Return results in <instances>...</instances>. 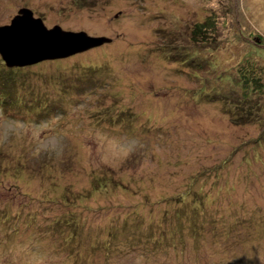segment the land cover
Instances as JSON below:
<instances>
[{
    "label": "rangeland",
    "instance_id": "rangeland-1",
    "mask_svg": "<svg viewBox=\"0 0 264 264\" xmlns=\"http://www.w3.org/2000/svg\"><path fill=\"white\" fill-rule=\"evenodd\" d=\"M22 7L112 41L0 56V264H264V93L233 83L264 76V0H0V26Z\"/></svg>",
    "mask_w": 264,
    "mask_h": 264
},
{
    "label": "water",
    "instance_id": "water-1",
    "mask_svg": "<svg viewBox=\"0 0 264 264\" xmlns=\"http://www.w3.org/2000/svg\"><path fill=\"white\" fill-rule=\"evenodd\" d=\"M111 41L104 35L64 30L58 25L47 28L26 7L20 8L9 24L0 26V56L11 68L70 57Z\"/></svg>",
    "mask_w": 264,
    "mask_h": 264
},
{
    "label": "trees",
    "instance_id": "trees-1",
    "mask_svg": "<svg viewBox=\"0 0 264 264\" xmlns=\"http://www.w3.org/2000/svg\"><path fill=\"white\" fill-rule=\"evenodd\" d=\"M216 19L214 15L208 16L204 21L197 22L194 24L192 33L194 41L205 42L208 37L213 34V30L216 29ZM249 66L240 67L238 69L237 82L233 80V83L240 85L241 87V100L247 102L252 101L255 96H261L264 93V76L263 73L254 65L248 64ZM86 67V66H84ZM4 84V83H3ZM1 82V85H3ZM7 93L11 96L12 92L6 91L0 88V91ZM11 94V95H10ZM234 107L239 104L234 103ZM243 107V104L241 105ZM104 184H101L103 186ZM104 187V186H103Z\"/></svg>",
    "mask_w": 264,
    "mask_h": 264
}]
</instances>
